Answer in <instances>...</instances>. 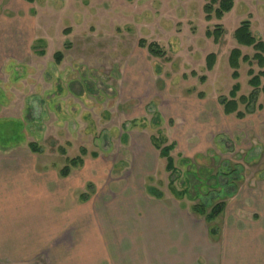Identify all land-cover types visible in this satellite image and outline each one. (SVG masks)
Listing matches in <instances>:
<instances>
[{
    "label": "rangeland",
    "instance_id": "374dc122",
    "mask_svg": "<svg viewBox=\"0 0 264 264\" xmlns=\"http://www.w3.org/2000/svg\"><path fill=\"white\" fill-rule=\"evenodd\" d=\"M232 1L208 20L212 0H0V185L10 196L40 190L38 208L66 218L60 253L0 251V264H153L147 246L163 250V238L171 264H264V93L244 119L245 106L226 115L220 104L236 83V100L248 97V72L264 71L240 61L236 81L229 64L234 49L255 54L235 40L242 23L264 43V0ZM218 28L215 42L207 33ZM172 144L169 172L160 149ZM76 158L83 165L62 177ZM19 200L5 202L11 217ZM218 203L211 224L191 210Z\"/></svg>",
    "mask_w": 264,
    "mask_h": 264
},
{
    "label": "trees",
    "instance_id": "16d2710c",
    "mask_svg": "<svg viewBox=\"0 0 264 264\" xmlns=\"http://www.w3.org/2000/svg\"><path fill=\"white\" fill-rule=\"evenodd\" d=\"M29 3L34 2V0H25ZM219 4L218 8L214 9V4ZM233 1L232 0H221L220 2H218L217 0H212L211 5H207L205 7V12L207 13V19L210 20L211 19V14L215 13L216 16L221 19L224 14L230 12L233 8ZM209 37H214L215 42H218L222 35H223V31L221 28H218L216 30H214V32H208L207 33ZM235 40L237 41V43L239 44V46H246V47H252L255 50V54L253 56V58H249L248 56H244L242 57V53L239 49H234L231 52V55L229 57V64L231 66L232 69H234V73H233V79L234 80H239L240 76H239V65H240V61L248 63L250 66H252L253 62L257 63V66L260 69H264V43L261 41H258L251 33L250 31V24L249 22H244L241 24V26L236 30L235 32ZM142 47H145V43L142 42L141 43ZM148 51L149 53L154 56V57H162L164 55V53H162L160 47L156 44H150L148 46ZM58 58L60 57V55H57ZM242 57V59H241ZM241 59V60H240ZM216 62V55L211 54L210 56H208L207 58V68L209 71H211L214 68ZM248 75L250 76V80H249V86L253 88V92L248 96H242L239 98V100H236V96L237 94L240 92L241 86L239 83H236L233 86V89L230 93V97L231 100H228L226 98H223L220 101V104L224 107V113L226 115H232L235 114L238 111L239 105H243L247 108L246 113H242V112H238L237 113V117L240 119H244L246 117V115L248 114H254L256 112V104L258 102V98H259V94L260 91H262L264 93V86L262 87V89H260L261 85H262V78H264V71H260L258 74H255L254 70H250L248 72ZM263 107L262 105H259L257 110H262ZM156 145V144H155ZM154 146V148L158 149L159 148L157 146ZM175 145H170L168 147H165L163 149H160V154L161 157H163L164 159H166V169L167 171H173L175 169L174 167V160L171 157V152L174 149ZM30 148L32 150V152H39V149L37 148V146L35 144H31ZM84 163V160L82 158H76L70 161V164H68L62 171H61V176L62 177H68L70 172H71V168H76V167H80L82 166ZM209 180H207V182H203L200 181L199 183V188H207L209 186L208 184ZM147 193L148 195H150L151 197H154L156 199H162L163 198V194L156 188L154 187H147ZM84 200H87L86 196H83ZM192 212L200 217H204L207 221V223L211 224L212 222H214L225 210V204L224 203H218L215 205H212L211 207H208L204 204H198L195 205L194 207H192ZM211 234L216 236L218 234V230L217 229H212Z\"/></svg>",
    "mask_w": 264,
    "mask_h": 264
},
{
    "label": "crops",
    "instance_id": "0c3cea01",
    "mask_svg": "<svg viewBox=\"0 0 264 264\" xmlns=\"http://www.w3.org/2000/svg\"><path fill=\"white\" fill-rule=\"evenodd\" d=\"M4 183H7V181H2ZM9 189L5 184L0 185V251L4 252L6 256L12 257L14 253L19 254L21 252L22 255L26 256V252H28V257L26 258L27 261L28 258L29 261L36 259L37 255H40L41 253H44L45 250H52V252L56 255L57 253H60V248L63 246L59 243L60 239V226H64V219L65 216L62 214V219L59 217H54L52 214L54 212L47 213V209L38 208L41 207V205H46L44 203L45 195L43 196V193H41L40 190H38V195L35 193L28 192L27 194H20L17 193V188H13V192H15L13 195H16V193L19 195L17 199H20V203L18 202V210H14V215L11 217V209L9 208L8 204H5V202L9 201H15L17 200L14 198L13 195H7V192H11L10 185ZM52 189V188H51ZM23 195V196H22ZM56 197H52L51 200ZM81 199V196H80ZM42 202V203H41ZM28 203V204H27ZM16 206V207H17ZM35 208V210H29L28 208ZM58 206L56 207V214L59 213L60 209L58 210ZM52 210L51 208L49 209ZM64 212V211H62ZM65 213V212H64ZM70 220H72V217H70ZM64 229V228H63ZM171 232V230H170ZM168 232V234H170ZM25 233H32L31 235H22ZM177 232H175L176 234ZM180 233V232H178ZM22 238L29 237L28 240V246H22V243L18 242ZM156 237L154 238V242H159L161 240V237L165 236V231L158 230L156 233ZM161 235V237H160ZM160 237V238H159ZM169 239V238H168ZM163 250H159V246L153 245L152 248L148 245L147 251H154L158 254V258H154L153 264H171L170 258L168 257L171 255V246L170 241L168 242L163 238ZM33 241V243H31ZM31 243V244H30ZM166 243V246H165ZM129 247V246H127ZM65 248V247H62ZM119 250L120 252L123 249H119L115 247L114 251V258L118 260L119 256ZM173 251L176 253L175 247L173 248ZM51 252V253H52ZM31 255V257H30ZM160 258H164L163 262H161ZM168 259L166 262L165 260ZM52 261L48 264L53 263ZM107 261H104L103 264H106ZM124 264H134L133 257L131 259H125L123 262ZM101 264V263H100Z\"/></svg>",
    "mask_w": 264,
    "mask_h": 264
}]
</instances>
